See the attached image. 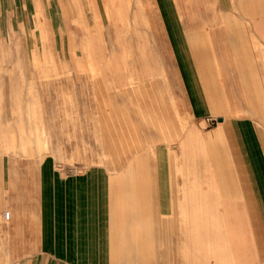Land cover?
Here are the masks:
<instances>
[{
    "label": "crops",
    "instance_id": "0c3cea01",
    "mask_svg": "<svg viewBox=\"0 0 264 264\" xmlns=\"http://www.w3.org/2000/svg\"><path fill=\"white\" fill-rule=\"evenodd\" d=\"M0 148V264H264V0H0Z\"/></svg>",
    "mask_w": 264,
    "mask_h": 264
},
{
    "label": "built area",
    "instance_id": "2783aa9c",
    "mask_svg": "<svg viewBox=\"0 0 264 264\" xmlns=\"http://www.w3.org/2000/svg\"><path fill=\"white\" fill-rule=\"evenodd\" d=\"M206 120L208 121L209 124H212V123H214L216 121L215 117H212V116L206 117ZM3 216H4L5 219L8 218L9 212L8 211H4L3 212Z\"/></svg>",
    "mask_w": 264,
    "mask_h": 264
},
{
    "label": "rangeland",
    "instance_id": "374dc122",
    "mask_svg": "<svg viewBox=\"0 0 264 264\" xmlns=\"http://www.w3.org/2000/svg\"><path fill=\"white\" fill-rule=\"evenodd\" d=\"M28 66V65H27ZM47 66V70H48V67H49V65L47 64L46 65ZM29 67H30V71L31 72H37V65L36 64H31V65H29ZM27 69H28V67H27ZM29 70V69H28ZM34 143V141H32L31 142V147H32V144ZM0 150H1V148H0ZM11 150H14V148H12Z\"/></svg>",
    "mask_w": 264,
    "mask_h": 264
}]
</instances>
